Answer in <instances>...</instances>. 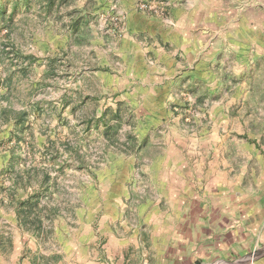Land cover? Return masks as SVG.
Instances as JSON below:
<instances>
[{
    "label": "rangeland",
    "instance_id": "rangeland-1",
    "mask_svg": "<svg viewBox=\"0 0 264 264\" xmlns=\"http://www.w3.org/2000/svg\"><path fill=\"white\" fill-rule=\"evenodd\" d=\"M123 1L0 0V264L190 263L261 190L264 0Z\"/></svg>",
    "mask_w": 264,
    "mask_h": 264
},
{
    "label": "crops",
    "instance_id": "crops-1",
    "mask_svg": "<svg viewBox=\"0 0 264 264\" xmlns=\"http://www.w3.org/2000/svg\"><path fill=\"white\" fill-rule=\"evenodd\" d=\"M119 1L118 3H123V6L126 4V1ZM131 2L132 0H128L127 4L130 5ZM181 19L193 20L186 13L177 20L176 24H178ZM168 21L173 23V20ZM257 162H260V159H258ZM256 186L258 189L261 188V190L258 192L259 194H256L257 196H255V198L246 199V197H244L233 202L229 201L230 199L225 196L219 198L216 205L217 207H214L218 213L215 217L212 215L213 218L211 217L209 219L212 223H209L207 227L210 229V232L213 231L212 235L210 234L208 236L211 245L208 247L206 246L204 250L197 249V251L191 252L192 256L188 258V260L190 259V263L186 262L187 264H196L200 259L211 254H222L221 257L225 259V264H264V178H259L256 182ZM235 213H239L242 219L244 217L240 224L237 225L238 229L225 228L224 232H222V230L218 232V229L212 228L214 226L213 221L220 222L221 224V221L228 220L232 215H235ZM203 222L198 219L197 223L194 225L196 226V228H194L196 235L204 228ZM220 234H225L226 237H224V243L222 242L216 246L211 240V236H220ZM250 242H253L252 251H256L258 247L257 256L251 258V260L248 257L249 251H247ZM172 246H174V243L162 247L160 253H157V264H186L183 263V260L187 258L184 253L185 251L181 250L179 247L171 251L170 248H173ZM166 247H168L167 251H165ZM235 253L238 256L233 259Z\"/></svg>",
    "mask_w": 264,
    "mask_h": 264
}]
</instances>
